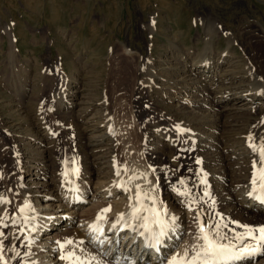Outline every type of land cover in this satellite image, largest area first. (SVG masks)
Returning a JSON list of instances; mask_svg holds the SVG:
<instances>
[{
	"label": "rangeland",
	"instance_id": "1",
	"mask_svg": "<svg viewBox=\"0 0 264 264\" xmlns=\"http://www.w3.org/2000/svg\"><path fill=\"white\" fill-rule=\"evenodd\" d=\"M208 17H215L221 26L219 37L214 41V63L223 54L226 34H233L239 46L237 55L250 56L251 45L258 41L255 36L258 26L264 24V0H0V156L4 152L12 153L13 143L5 137L4 128H7L19 140L21 151L30 152L37 159L49 155L51 168L58 164L62 169L79 161V168L89 173L94 157L87 153V144L102 133L103 130L97 127L105 116L112 120L118 131L126 133L138 153L158 144L154 135L148 141H144L143 135L150 125L168 121V111H160L159 107H166L168 102L174 107L168 110L174 111L181 107L178 96H181L178 101L193 98L192 94L186 95L180 89L179 95L170 90L171 82H181V76L185 74L180 62L183 59L181 53L173 51L170 43L183 46L189 68L195 60L204 59L205 55L200 57L199 54H204L208 46L204 37ZM190 53L194 54L189 56ZM145 59L155 62L165 78L163 89L159 91L163 94L159 96V93L155 99L160 85L146 91L139 72ZM226 67L217 65L219 77ZM168 68H172L170 72L166 71ZM22 82L26 90L23 98H19L14 87ZM64 91L65 107L55 109ZM156 99H159L158 103ZM234 104L242 105V100ZM154 111L159 113L154 114ZM38 118H43L45 125L53 130L54 142L46 140L45 129L37 126ZM223 120L226 118L222 116ZM202 134L200 132L198 138L205 143L208 137L203 138ZM163 150L155 152L152 166L157 168L164 163L165 170L170 172L174 164L176 169L173 177L161 178L160 190L166 186L169 190L163 203L175 204L176 190L190 193L189 196L179 195L188 198L186 210L193 215L190 222H186L187 215L183 213L182 223L190 226L183 237L190 239L192 245L198 242L197 212L206 214L205 220L202 218L204 221L210 219L213 224L226 225L229 237L242 231L233 223L245 225L242 219L218 215L215 204L204 200L202 182L194 176L196 158L172 146H165ZM192 151L194 153L195 149ZM207 151L220 152L208 148ZM87 157L90 158L87 160ZM9 170L12 167L9 166ZM109 171V167L100 171V177ZM91 176L94 188L100 177ZM57 178L52 169L47 175L42 174V178L26 173L23 184H34L37 186L34 189H40L45 195L56 188L52 182ZM181 180L185 182L183 186ZM218 186L215 182L212 188L225 191L224 183L220 185L222 187ZM46 200L47 203L51 199ZM51 201L50 205H56ZM249 225L264 226V222L252 220ZM55 232L63 233L60 227ZM64 236L77 242L70 249L83 259L91 264H105L93 261L86 255L88 253L81 251L78 243L81 240L73 231ZM14 247L23 251L20 246ZM13 255L9 249L6 258H13ZM260 258L264 259V255ZM245 264L260 263L253 260Z\"/></svg>",
	"mask_w": 264,
	"mask_h": 264
},
{
	"label": "bare ground",
	"instance_id": "2",
	"mask_svg": "<svg viewBox=\"0 0 264 264\" xmlns=\"http://www.w3.org/2000/svg\"><path fill=\"white\" fill-rule=\"evenodd\" d=\"M205 26L204 37L208 46L203 51L204 54H199L200 57L205 55V58L195 60L190 68L183 46L175 42L170 43L173 51L181 53L183 59L180 62L185 69V74L179 75H182L181 82H171L170 90L179 95L177 91L180 89L186 95L192 94L194 99L185 98L184 101L183 99L178 101L181 99V96H178L177 102L181 104V107H176L174 111L168 110V108H174L168 102L166 107H159L160 111H168L166 113L168 121L160 125L152 124L144 132V141H148L154 135L158 144L155 143L150 149L145 148L143 153H138L133 141L126 136V133L122 130L118 131L116 125H112V120L105 116L97 127L103 130L102 133L92 138L87 144V153L94 157L91 160L89 173L79 168V161L76 165L69 164L62 169L58 164L51 168L49 155L37 159L32 153L24 152L23 149L21 151L19 140L14 138L7 128H4L5 137L13 143V149H11L12 153L4 152L0 156V172L3 173V179H0V193L9 199L11 204L0 206V214L7 212L9 216L18 217L20 215L18 210L24 206L25 202L31 203L35 210L31 223L27 227L22 226L23 235H20L21 229L17 227L9 226L0 229L8 235V239L4 241L6 248L4 258L8 264H16L17 260L20 264H65V261L59 258L62 255L60 244L68 241L64 235L72 231L80 238L79 240L84 242L80 245L84 253H88L86 255L91 256V259L95 257L92 260L98 263L165 264L166 260L177 251L183 254L186 248L192 246L191 240L183 237V233L190 229L189 225L182 223L183 213L187 215L186 222H190L193 217L190 211L186 210L188 198L184 199L177 195L174 197L175 204L168 206L163 203L169 215L178 219L176 229L169 232L159 250L147 251L142 248V239H145L140 234L142 229L120 228L119 225L113 229V224L116 223L119 215L123 213L127 216L129 213V195L135 196L137 187L145 192L153 188L158 189L157 195L164 202L169 190L167 186L164 190H160L161 178L173 177L176 169L172 164V170L168 172L165 170L167 167L163 165L164 163L157 168H154L152 163L156 158L155 152H164L165 146L179 148L183 153L196 158L193 166L194 176L201 182H207L206 185L202 183L204 200L215 204L218 215H224L233 220L240 218L245 225H249L252 220L264 222V202L254 198V195L258 193H253L251 183L253 161H257L259 166V156L249 147L248 141L250 134L257 138V143L260 137H264V24L258 26L259 30L255 35L258 41L251 45L250 56L237 55L239 46L233 34H226L223 54L217 63H214L213 54L216 52L214 41L219 37L221 26L218 25L215 17H208L205 20ZM217 65H223V68L228 65L220 77L219 71L216 70ZM159 68L155 62L146 59L139 66L146 91L147 89L150 91L155 85H160L153 99L163 89L165 81L163 74L158 71ZM172 68L166 71L170 72ZM159 80L162 82L158 83ZM24 87L26 86L23 82L20 86L14 87L17 97L23 98V92L26 90ZM162 94L160 93L159 96ZM65 99L64 91L55 109L64 108ZM158 100L156 99L157 103ZM239 100H242V105H235L234 103ZM155 113L159 111H154ZM222 116L226 120L221 121ZM36 120L37 126L45 129L46 140L54 142L53 130L45 125V120L43 118ZM200 132L203 133V138L208 137L204 140L205 143L202 142L203 139L198 138ZM213 135L216 137L214 138ZM207 148L220 152L209 153ZM192 149L196 152L192 153ZM34 155L37 156V154ZM89 158L87 157V160ZM102 164H108V166L101 167ZM9 166L12 170H9ZM107 167H109V173L100 177L99 172ZM118 167L119 176L116 174ZM75 168L79 169L78 175L73 174ZM50 169L58 175V178L52 182L56 187L52 189L53 192L42 195L40 189H34L37 187L34 184L32 186L23 184L26 173L42 178V174L47 175ZM66 171L67 178L63 175ZM162 172L163 174H160ZM92 174L100 177L94 188H92ZM13 180L14 185L11 184ZM215 182L219 183L218 188L224 183L225 191L213 189ZM125 184L132 189L131 193L123 191L118 186ZM42 187H45L44 184ZM206 192L208 195H205ZM46 199L53 200L56 205H50L51 200L46 203ZM109 206L111 211L104 213L106 220L101 221L103 235L92 233L89 226L97 223V217ZM205 216L206 214L203 217L206 218ZM9 224H11L10 221ZM33 226L34 230L30 231L29 229H33ZM59 227L63 233L55 232L59 230ZM61 227L65 228L61 229ZM13 234H17L19 238H15ZM29 239L33 240L30 246L27 245ZM14 246H20L23 249L20 252L22 258H18L15 254L13 258H6L8 250ZM69 249L66 250L73 251ZM161 253L163 256L156 260ZM144 256L147 261H144ZM260 257L261 255H256L242 261H232L229 264H245L253 260L263 264L264 259Z\"/></svg>",
	"mask_w": 264,
	"mask_h": 264
},
{
	"label": "snow or ice",
	"instance_id": "3",
	"mask_svg": "<svg viewBox=\"0 0 264 264\" xmlns=\"http://www.w3.org/2000/svg\"><path fill=\"white\" fill-rule=\"evenodd\" d=\"M249 147L252 151L259 156V166L257 161H253V173L251 183L253 185V193L255 199L264 202V137L257 138L253 135L248 137ZM199 162V161H198ZM73 174L78 175L79 169H73ZM116 174L120 175V169L117 168ZM67 178V171L63 173ZM0 179H3V173L0 172ZM135 179V178H134ZM184 181L181 180L180 184L183 186ZM206 185V181H202ZM123 191L131 193L132 189L125 185H118ZM178 195L189 196L188 191L176 190ZM158 189L153 188L145 192L143 189L137 187L135 196L129 195L130 211L125 216L121 213L116 223L113 224V229L119 225L120 228H130L133 230L142 229L140 233L143 235L148 243V247L156 248L159 250L163 246L165 237L168 236L170 231H174L177 227L175 216H170L166 207H163V201L157 195ZM205 195H208L206 192ZM192 203H189V209L192 210ZM11 201L3 194L0 193V206H8ZM20 215L18 217L9 216L7 212L0 214V229L9 226L21 229L20 235H23V227H27L34 219V207L31 203L25 202L24 206L19 208ZM111 211V207L102 210V213L97 217V223L89 226L92 233L103 235V226L101 221H105L104 213ZM203 212H197L196 219L199 222V235L196 237L197 243L189 248H186L183 254L178 251L168 258L165 264H229L232 261H242L256 255H264V226H250L242 225L238 222H233L236 227L242 229L240 232H234L232 237H229L226 231V225L219 223L213 224L211 220L204 221L202 217ZM9 221L11 224H9ZM34 230L33 229H29ZM15 238H19L17 234H13ZM8 239L5 232L0 231V264H8L4 258L6 250L4 241ZM251 240L253 243L248 244L246 241ZM238 241L239 243H235ZM33 243L32 239L27 241L30 246ZM74 242L68 240L60 244L62 255L59 257L65 261V264H91V261L83 259L77 255L75 251H67L66 249L73 247ZM83 244V241L78 242ZM11 251L18 257L22 258L20 252L12 247ZM81 251H83L81 249ZM92 259H95L93 257Z\"/></svg>",
	"mask_w": 264,
	"mask_h": 264
}]
</instances>
